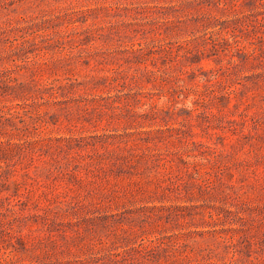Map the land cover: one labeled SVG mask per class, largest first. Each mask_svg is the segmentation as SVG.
Instances as JSON below:
<instances>
[{"label":"rangeland","instance_id":"374dc122","mask_svg":"<svg viewBox=\"0 0 264 264\" xmlns=\"http://www.w3.org/2000/svg\"><path fill=\"white\" fill-rule=\"evenodd\" d=\"M0 264H264V0H0Z\"/></svg>","mask_w":264,"mask_h":264}]
</instances>
